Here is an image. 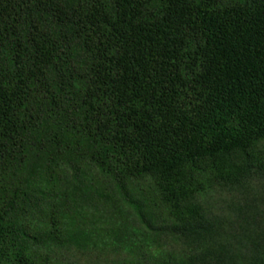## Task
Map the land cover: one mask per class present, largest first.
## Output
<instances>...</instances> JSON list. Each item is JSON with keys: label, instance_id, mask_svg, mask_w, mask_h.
<instances>
[{"label": "trees", "instance_id": "obj_1", "mask_svg": "<svg viewBox=\"0 0 264 264\" xmlns=\"http://www.w3.org/2000/svg\"><path fill=\"white\" fill-rule=\"evenodd\" d=\"M0 264H264V0H0Z\"/></svg>", "mask_w": 264, "mask_h": 264}, {"label": "rangeland", "instance_id": "obj_2", "mask_svg": "<svg viewBox=\"0 0 264 264\" xmlns=\"http://www.w3.org/2000/svg\"><path fill=\"white\" fill-rule=\"evenodd\" d=\"M169 243V242H168ZM164 241L160 242L159 244L156 245V247L158 248L159 252L161 251H169L171 253H174L175 255H179L181 253L184 252V247L183 245H179L177 243H171L168 244ZM85 255L83 256L80 255V259L87 261V260H91V261H97L100 263H105V262H111L113 260H116V258L118 257V255H116V253L114 251H112L111 249L107 248L103 251H93V252H87L84 253Z\"/></svg>", "mask_w": 264, "mask_h": 264}]
</instances>
